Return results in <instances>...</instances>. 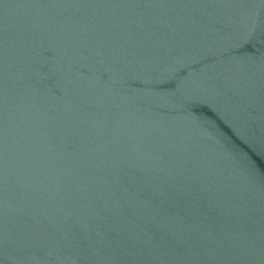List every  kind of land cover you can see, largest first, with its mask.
Masks as SVG:
<instances>
[{
	"label": "water",
	"instance_id": "obj_1",
	"mask_svg": "<svg viewBox=\"0 0 264 264\" xmlns=\"http://www.w3.org/2000/svg\"><path fill=\"white\" fill-rule=\"evenodd\" d=\"M0 264H264V0H0Z\"/></svg>",
	"mask_w": 264,
	"mask_h": 264
}]
</instances>
